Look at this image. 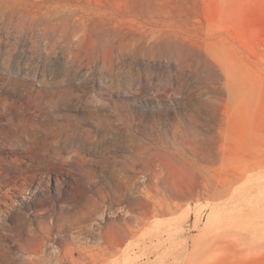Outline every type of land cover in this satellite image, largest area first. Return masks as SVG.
I'll list each match as a JSON object with an SVG mask.
<instances>
[{
  "label": "rangeland",
  "instance_id": "rangeland-1",
  "mask_svg": "<svg viewBox=\"0 0 264 264\" xmlns=\"http://www.w3.org/2000/svg\"><path fill=\"white\" fill-rule=\"evenodd\" d=\"M0 106V264H264V0H0Z\"/></svg>",
  "mask_w": 264,
  "mask_h": 264
},
{
  "label": "bare ground",
  "instance_id": "bare-ground-1",
  "mask_svg": "<svg viewBox=\"0 0 264 264\" xmlns=\"http://www.w3.org/2000/svg\"><path fill=\"white\" fill-rule=\"evenodd\" d=\"M35 95V94H34ZM30 96V95H29ZM32 96V95H31ZM24 98V97H23ZM36 99V98H35ZM9 101V100H8ZM6 103V102H5ZM38 104V103H37ZM36 104V105H37ZM9 105V104H8ZM29 106V105H28ZM38 106V105H37ZM1 107V106H0ZM36 108V107H35ZM39 109V108H38ZM42 110V109H41ZM0 114L1 115H3V116H5L6 118H7V123H5V126L4 127H9V128H7V131H6V133L4 132V133H1V134H3L4 136H3V138H5V137H8L9 135V132L12 134V136L14 137L13 139H11L10 141H2V142H0V150H2V149H6V148H8L9 146H14L15 148V151H17V155H15V156H13V158L11 159V160H8V156L7 155H5L4 153H0V182L2 183V182H5V181H7L6 179L7 178H9V168L10 167H12L14 164H17V165H22V163H21V161H20V156H22V155H28L29 157H31V158H33L34 159V161H38V162H41V163H43L45 166H47L46 164H48V160H49V157H52L53 155V149H56V148H62V147H64L63 145H61V144H55L54 142H53V140H51V141H49L48 139H44L43 141H40V142H36V141H34L33 142V144L32 145H34V147H32V146H26L25 148H22V149H24V151H22L21 150V148L19 147V146H21V141H23V136L22 135H20V134H18V133H20V131H21V129H20V124H18V123H16V120H19V118L21 117V116H23V115H26V113H23L22 111H18V113L17 114H12V113H10L9 112V109H7V107H3V108H0ZM23 120V119H22ZM5 121V120H4ZM0 134V135H1ZM10 148V147H9ZM33 149H35V150H33ZM23 152V153H22ZM44 167V166H43ZM264 179V178H263ZM263 179H262V181H263ZM257 183V182H256ZM261 183V182H260ZM263 184H264V182H263ZM263 184H261V185H263ZM16 185H17V183H14L13 184V186L14 187H16ZM256 186H258L257 184H255ZM251 187V186H250ZM249 187V188H250ZM248 188V189H249ZM257 188H260V187H257ZM264 188V187H263ZM16 189V188H15ZM261 189V188H260ZM1 190V189H0ZM257 190V189H256ZM253 191H255V189L253 190ZM260 191V190H259ZM262 191H264V190H262ZM248 193H250L249 191H247ZM256 192V191H255ZM261 192V191H260ZM243 193V192H242ZM262 193V192H261ZM260 193V194H261ZM255 194V193H254ZM259 194V193H258ZM263 194H264V192H263ZM244 196V195H243ZM243 196H242V198H243ZM248 196H249V194H248ZM259 196V195H258ZM261 196V195H260ZM247 197V196H246ZM246 197H244V198H246ZM249 198V197H248ZM251 198V197H250ZM249 198V199H250ZM255 198V197H254ZM252 199V198H251ZM243 200V199H242ZM247 200V199H246ZM259 203L261 202L260 200L258 201ZM263 202V201H262ZM254 203V202H253ZM255 204V203H254ZM254 204H252L251 203V205H254ZM258 203H256L255 205H257ZM259 205V204H258ZM261 205V204H260ZM261 206H264V205H261ZM258 208H259V206H258ZM262 209H263V207H261ZM259 211H261V210H259ZM159 212V211H158ZM262 212V211H261ZM100 214H102V213H100ZM103 216V215H102ZM264 217V216H263ZM102 218V217H101ZM137 218H139V217H137ZM134 219H136V218H134ZM134 219H133V221H134ZM144 219H146V218H144ZM139 221V220H138ZM145 221V220H144ZM135 223H137L136 222V220H135ZM139 223V222H138ZM141 224H143V222L141 223ZM141 224H139L140 226H141ZM135 225H137V224H134V226L133 227H135L134 229H131L130 230V234H131V236L130 237H132V241H133V250H134V252H133V255H136V254H138L137 255V258L143 253L142 251V249L143 248H145V247H142L141 246V244L144 242H142V240H143V238H142V240L139 238V236L142 234L143 235V231H144V229H141V228H136V226ZM250 225H252V224H250ZM138 226V225H137ZM255 226V225H254ZM92 227V226H91ZM130 227H132V226H130ZM130 227H129V229H130ZM171 227V226H170ZM170 227H169V229H170ZM127 228V227H126ZM125 228V229H126ZM166 228H168L167 226H166ZM249 228V227H248ZM128 229V230H129ZM169 229H167L166 230V238L164 239H161L162 238V235L161 234H159V235H161V238H158V234H156L155 235V233H153L154 235H152L151 234V236H148V238H149V241H152V240H154V239H156V241L158 242V243H161V242H164L165 240H169L170 239V237L172 236L171 234L173 233V231L171 232V230L169 231ZM94 230V229H93ZM155 230V229H154ZM164 230V229H163ZM125 231V230H124ZM153 231V230H152ZM151 231V232H152ZM126 232V231H125ZM153 232H155V231H153ZM159 232V231H158ZM165 232V231H164ZM147 233V232H146ZM157 233V232H156ZM160 233H161V231H160ZM122 234V233H121ZM120 234V235H121ZM145 234V233H144ZM175 234V233H174ZM40 235V234H39ZM74 235V234H73ZM76 235V234H75ZM81 235V234H80ZM119 235V236H120ZM126 235V234H125ZM129 235V234H128ZM147 235V234H146ZM148 235H149V233H148ZM36 236H38V235H36ZM122 236V235H121ZM32 237V236H31ZM129 237V236H128ZM160 237V236H159ZM38 238V237H37ZM78 237H76V238H74V239H77ZM83 238V237H82ZM127 238V237H126ZM125 238V239H126ZM145 238V237H144ZM31 239V238H30ZM34 239V238H33ZM41 239V238H40ZM79 239V238H78ZM120 239H121V237H120ZM122 239H123V237H122ZM80 240V239H79ZM132 241H131V243H132ZM155 241V242H156ZM52 242V241H51ZM56 242V241H55ZM55 242H54V245H55ZM74 242V241H73ZM130 242V241H129ZM156 242V244L158 245V243ZM170 242V241H169ZM151 243V242H150ZM50 244V243H49ZM53 244V243H52ZM122 244V241H117V242H115V243H112L111 245H105L104 246V251H103V256H104V258L102 259V262H101V264H118L119 263V257H120V255H121V253H127V252H125V251H123V250H120L119 249V246ZM130 244V243H129ZM156 244H155V246H156ZM164 244V243H163ZM48 245V244H47ZM131 245V244H130ZM143 245V244H142ZM42 246V245H41ZM44 246H46V245H44ZM132 246V245H131ZM161 246H162V244H161ZM160 245H159V247H161ZM52 247H53V245H52ZM153 248L154 247H152V249L151 250H153ZM54 249V248H53ZM58 249V248H57ZM149 249V248H148ZM101 250H103V248H101ZM150 250V251H151ZM32 252V251H31ZM132 252V251H131ZM152 252V251H151ZM42 253V252H41ZM153 254V253H152ZM49 255H50V253H49ZM52 255V254H51ZM111 256H116V258L114 259V260H110V258H111ZM36 257H37V255H36ZM45 257V256H44ZM43 259H45V258H43ZM50 259V258H49ZM39 261V260H38ZM43 261V260H42ZM38 264V263H37ZM41 264H42V262H41ZM47 264V263H46Z\"/></svg>",
  "mask_w": 264,
  "mask_h": 264
}]
</instances>
